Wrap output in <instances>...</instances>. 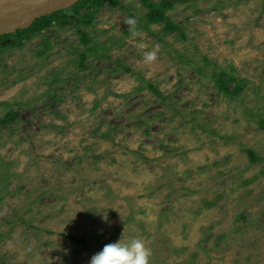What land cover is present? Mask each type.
<instances>
[{"label": "rangeland", "instance_id": "1", "mask_svg": "<svg viewBox=\"0 0 264 264\" xmlns=\"http://www.w3.org/2000/svg\"><path fill=\"white\" fill-rule=\"evenodd\" d=\"M147 12L118 0L0 55V118L17 114L0 125V264H88L133 238L150 264H264V0L174 5L169 34ZM216 68L244 90L224 96Z\"/></svg>", "mask_w": 264, "mask_h": 264}, {"label": "trees", "instance_id": "2", "mask_svg": "<svg viewBox=\"0 0 264 264\" xmlns=\"http://www.w3.org/2000/svg\"><path fill=\"white\" fill-rule=\"evenodd\" d=\"M144 6L148 9L145 15V21L143 23V29L148 31L149 26L153 24L163 25V32L169 34L174 30L181 31L179 27L173 24L166 16L167 10L171 9L174 5L187 2L188 0H162L160 3L153 4L149 0H141ZM118 5V0H82L69 9L60 10L51 15L42 17L34 21L30 27L26 30H17L13 34H6L0 36V55L4 54L3 51L9 48H21L26 41H30L32 38L40 35L42 32H46L50 29L63 30L67 27H80L85 25L86 27L92 25L93 15L98 11L108 6L113 8ZM85 13L80 15L81 11ZM81 39L86 44H92L91 39L84 31H79ZM43 49L38 53V56L44 55L49 50L48 42H42ZM98 49V47L93 48ZM85 56L82 55L80 67H84ZM201 69L198 68L197 71ZM126 72H131L130 69H126ZM212 80H214L215 86L221 91L224 96H229L231 99L238 93H241L245 88V82L237 79L226 69H214L210 71ZM230 85H233L230 88ZM149 90L155 91V87L152 85L147 86ZM156 92V91H155ZM7 105V104H4ZM17 118V114L14 112H8L6 115L0 118V125H8L10 121ZM261 127H264V121L260 123ZM249 160L255 162L256 155L253 151H248Z\"/></svg>", "mask_w": 264, "mask_h": 264}, {"label": "water", "instance_id": "3", "mask_svg": "<svg viewBox=\"0 0 264 264\" xmlns=\"http://www.w3.org/2000/svg\"><path fill=\"white\" fill-rule=\"evenodd\" d=\"M82 0H0V36L26 30L30 25L47 15Z\"/></svg>", "mask_w": 264, "mask_h": 264}, {"label": "clouds", "instance_id": "4", "mask_svg": "<svg viewBox=\"0 0 264 264\" xmlns=\"http://www.w3.org/2000/svg\"><path fill=\"white\" fill-rule=\"evenodd\" d=\"M136 23L135 18L127 21L129 29L133 31ZM158 52L159 45L154 46L151 51L144 52V62H155ZM103 219L106 221L107 217ZM151 255V249L142 238H133L127 242H121L119 239L117 242L106 244L101 251L90 258L88 264H150Z\"/></svg>", "mask_w": 264, "mask_h": 264}]
</instances>
